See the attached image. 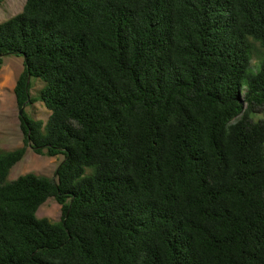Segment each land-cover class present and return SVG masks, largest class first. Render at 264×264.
Returning <instances> with one entry per match:
<instances>
[{
    "label": "trees",
    "instance_id": "trees-1",
    "mask_svg": "<svg viewBox=\"0 0 264 264\" xmlns=\"http://www.w3.org/2000/svg\"><path fill=\"white\" fill-rule=\"evenodd\" d=\"M7 55L0 264H264V0H25ZM27 148L63 156L53 179L7 181ZM51 197L57 223L35 217Z\"/></svg>",
    "mask_w": 264,
    "mask_h": 264
},
{
    "label": "rangeland",
    "instance_id": "rangeland-1",
    "mask_svg": "<svg viewBox=\"0 0 264 264\" xmlns=\"http://www.w3.org/2000/svg\"><path fill=\"white\" fill-rule=\"evenodd\" d=\"M25 0H4L0 5V24L21 13ZM258 59L253 55L251 69L255 71ZM23 72V58L15 55L3 56L0 59V153L22 147L23 134L20 130L19 110L15 102L13 88L17 78ZM29 98H39L45 84L38 78H30ZM25 115L32 120L46 123L50 112L37 100L23 107ZM62 155L48 157L35 154L30 148L26 149L24 157L14 165L7 176V181L18 177L34 174L50 179L63 161ZM61 206L53 197L48 198L36 211L37 219H46L52 223L60 221Z\"/></svg>",
    "mask_w": 264,
    "mask_h": 264
},
{
    "label": "water",
    "instance_id": "water-1",
    "mask_svg": "<svg viewBox=\"0 0 264 264\" xmlns=\"http://www.w3.org/2000/svg\"><path fill=\"white\" fill-rule=\"evenodd\" d=\"M22 110H23V108H22ZM21 115V111L19 112V116Z\"/></svg>",
    "mask_w": 264,
    "mask_h": 264
}]
</instances>
